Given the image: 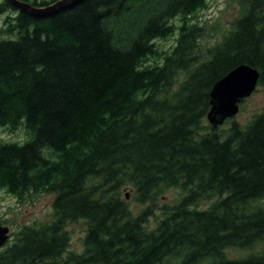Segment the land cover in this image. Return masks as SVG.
<instances>
[{
	"label": "trees",
	"instance_id": "obj_1",
	"mask_svg": "<svg viewBox=\"0 0 264 264\" xmlns=\"http://www.w3.org/2000/svg\"><path fill=\"white\" fill-rule=\"evenodd\" d=\"M239 3L209 43L193 19L208 0H79L40 14L0 1V126L29 137L0 140V188L55 194L52 222L23 226L0 264H264L253 250L264 242V108L245 126L204 124L214 84L235 67L258 68L264 85V0ZM125 186L150 206L135 214ZM173 187L181 198L149 228ZM76 219L88 221L80 253L65 228Z\"/></svg>",
	"mask_w": 264,
	"mask_h": 264
},
{
	"label": "rangeland",
	"instance_id": "obj_2",
	"mask_svg": "<svg viewBox=\"0 0 264 264\" xmlns=\"http://www.w3.org/2000/svg\"><path fill=\"white\" fill-rule=\"evenodd\" d=\"M1 1V0H0ZM241 11L239 0H208L206 9L200 10L193 18L199 24L207 28V42H214L222 38L231 28L232 22ZM6 13L0 15V37L6 36L5 29ZM126 32L121 31V37ZM175 42V37H168L159 41L164 48L170 49ZM264 108V85H257L255 91L240 103L238 113L227 119L223 124L219 125L220 129L230 128L234 122L241 126L248 124L253 117L261 112ZM206 128H209L210 121L204 119ZM208 131L205 129L203 132ZM29 138L27 132L21 128L17 130H9L0 126V140L22 141L25 142ZM27 139V140H26ZM127 194V200L133 212L138 214L142 212L150 203H140L135 198V190L131 186L123 188V195ZM161 198L157 200L156 206L153 207L155 214L151 215L148 227L152 228L157 225L161 215V207L167 203H176L182 196L180 188L173 187L161 194ZM55 194L49 192L30 193L23 198L8 192L6 189L0 188V222L7 225L11 229V235L8 246L13 243L20 229L25 225H43L51 223L54 218L53 202ZM214 198L206 199L200 202V208H206L212 204ZM66 230L69 233L70 244L69 251L82 252L85 248V237L88 230V221L86 219H76L66 223ZM4 247V248H5ZM4 248L0 249L3 250ZM264 248V242L260 243L253 250H261ZM252 250H242L240 248H231L228 254L231 257L246 256Z\"/></svg>",
	"mask_w": 264,
	"mask_h": 264
},
{
	"label": "water",
	"instance_id": "obj_3",
	"mask_svg": "<svg viewBox=\"0 0 264 264\" xmlns=\"http://www.w3.org/2000/svg\"><path fill=\"white\" fill-rule=\"evenodd\" d=\"M24 12L40 14L66 7L79 0H59L48 7H36L23 0H10ZM260 78L258 68L241 64L219 79L211 91V108L207 118L213 126L223 124L227 119L234 117L242 100L248 98L257 88ZM10 239V227L0 223V248Z\"/></svg>",
	"mask_w": 264,
	"mask_h": 264
}]
</instances>
